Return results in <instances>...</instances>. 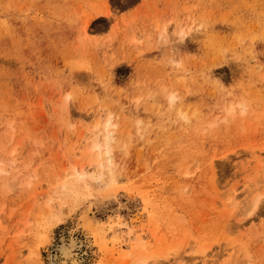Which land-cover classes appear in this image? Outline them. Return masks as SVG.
Returning <instances> with one entry per match:
<instances>
[{
  "label": "rangeland",
  "instance_id": "obj_1",
  "mask_svg": "<svg viewBox=\"0 0 264 264\" xmlns=\"http://www.w3.org/2000/svg\"><path fill=\"white\" fill-rule=\"evenodd\" d=\"M260 158L264 0H0V264H264Z\"/></svg>",
  "mask_w": 264,
  "mask_h": 264
},
{
  "label": "bare ground",
  "instance_id": "obj_2",
  "mask_svg": "<svg viewBox=\"0 0 264 264\" xmlns=\"http://www.w3.org/2000/svg\"><path fill=\"white\" fill-rule=\"evenodd\" d=\"M231 106L232 105H230V107L228 108V111L230 110V108H231ZM179 114L180 115H183V116H186L184 113L182 114L181 112H179ZM111 119V118H110ZM113 125L114 124H111V122H110V120H107V123H106V126H105V136H104V146H103V148L106 146V147H108L109 148V143L112 141V139H113V136H112V131L110 130V127L112 126L113 127ZM103 144V143H102ZM102 145H101V143H99V142H97L96 140H94V143H92V145H91V148L92 149H94V148H98V151H99V148L101 147ZM109 150V149H108ZM104 154H106V155H108L107 156V159H105L106 161H108V162H110L111 160V154L109 155V151L107 152H104ZM263 162H264V159L263 158H260V162H259V167H261L262 168V164H263ZM110 164V163H109ZM108 164V165H109ZM101 165H103V163L102 162H100L99 163V167L101 166ZM261 165V166H260ZM2 170H3V167H2V164L0 163V172H2ZM100 170V169H99ZM263 173H264V170H261ZM260 171V172H261ZM104 173H106V172H104ZM262 173V174H263ZM85 174V172H84V169H82L80 172H77V176L78 177H81V176H83ZM103 175V170L101 169L100 170V172H99V176H102ZM103 176H105V175H103ZM263 178H264V174H263ZM251 183V182H250ZM109 185H111V184H109ZM251 186V185H250ZM244 192H247V191H244ZM243 195V194H242ZM249 197V196H248ZM230 198V197H229ZM239 198V196L238 195H236V194H233L232 193V198L230 199L231 200V205L232 204H237V205H239V204H241V202H237L236 200ZM259 200H260V198H259V196H257V198H256V200H255V206H254V204L252 205V206H254L253 208H256V206H257V202H259ZM247 201V200H246ZM229 203H230V201H229ZM247 208V207H246ZM241 210V209H240ZM244 211V210H243ZM238 212V211H237ZM4 214V213H3ZM1 215V214H0ZM125 225V227H126V229H127V231H126V234H127V241H129L130 242V240H131V238L132 237H135V239H136V243H134V244H130V246H133L134 245V247H135V245L136 246H141L142 247V249H143V244H142V242H141V240H142V237H143V234H141V232H145L146 231V229H141V230H139V234L138 235H136V233H137V231L136 230H133L134 228H133V226H131V225H126V224H124ZM157 229V228H156ZM2 230V229H1ZM148 230H150V229H148ZM152 230V229H151ZM150 230V231H151ZM153 232L151 231V234H152ZM155 235V234H154ZM152 236H153V234H152ZM149 247V246H148ZM171 247V246H170ZM140 248V247H139ZM161 248H163V247H161ZM158 249V250H157ZM155 251H152V250H147L148 252H150V254H146L147 253V251H145V250H143V251H145L144 252V255L142 256V257H140V259L138 258V261H137V263L136 264H146V261H147V259L148 258H150L151 256H153L152 254H154V255H159V254H161L160 253V251L161 250H159L160 248H157ZM169 249V248H168ZM234 249V248H233ZM140 251H142V250H140ZM143 251H142V253H143ZM153 253H152V252ZM231 252H232V250H231ZM159 253V254H158ZM164 253V252H163ZM142 255V254H141ZM161 257V256H160ZM60 260V259H59ZM182 260V259H181ZM66 261H67V259L66 258H62V260H60V262L59 261H57V262H55L54 264H66ZM152 261H155V260H152ZM228 261V260H227ZM205 262V261H204ZM68 263V262H67ZM186 264V263H185ZM205 264V263H204Z\"/></svg>",
  "mask_w": 264,
  "mask_h": 264
},
{
  "label": "clouds",
  "instance_id": "obj_3",
  "mask_svg": "<svg viewBox=\"0 0 264 264\" xmlns=\"http://www.w3.org/2000/svg\"><path fill=\"white\" fill-rule=\"evenodd\" d=\"M166 31L167 30H165V32ZM190 34H191L190 32H187V34L181 33V35L178 36V39L181 42H183ZM180 66L181 65L179 63L176 64V67H180ZM174 101H175V95L170 96L169 102L173 103ZM229 111H230V115H234L238 111L240 116H244L246 115V112H247V105L243 101L237 102L231 106ZM181 118L185 120L187 119V117L183 115L181 116ZM70 236H71V239L68 241H63L62 239L61 249H58V251L67 250L70 252H75L81 246V242L75 237V233H71Z\"/></svg>",
  "mask_w": 264,
  "mask_h": 264
}]
</instances>
